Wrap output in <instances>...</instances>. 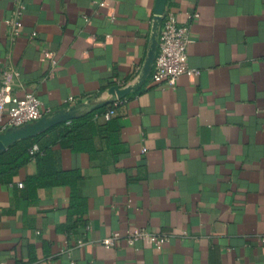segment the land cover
I'll list each match as a JSON object with an SVG mask.
<instances>
[{
  "label": "crops",
  "instance_id": "0c3cea01",
  "mask_svg": "<svg viewBox=\"0 0 264 264\" xmlns=\"http://www.w3.org/2000/svg\"><path fill=\"white\" fill-rule=\"evenodd\" d=\"M17 1L0 0V70L16 97L32 92L51 113L2 138L0 153L49 128L70 96L89 100L84 110L112 105L79 131L83 148L42 136L41 158L0 182L1 264H264V0H167L191 23L200 70L175 88L142 76L156 0H24L11 38ZM129 85L140 86L109 92ZM79 218L90 228L67 233ZM132 226L170 239L103 245Z\"/></svg>",
  "mask_w": 264,
  "mask_h": 264
},
{
  "label": "built area",
  "instance_id": "2783aa9c",
  "mask_svg": "<svg viewBox=\"0 0 264 264\" xmlns=\"http://www.w3.org/2000/svg\"><path fill=\"white\" fill-rule=\"evenodd\" d=\"M100 3H105V0H101ZM25 10L26 4L24 0H18L12 14L5 19L11 38H16L21 34ZM156 15L160 14L154 12L153 20ZM189 16L196 18L199 13L195 12ZM161 17L162 20L157 36V51L150 73V81L155 85L175 88L184 73L197 75L200 72L199 69L191 67L188 62L189 45L193 41L191 23H180L176 14L167 9L161 14ZM36 34L37 32L33 31L31 37L34 38ZM43 57L44 59H49L53 65L57 64V58L54 53L44 50ZM16 74L18 75L19 73L16 72ZM12 90L8 74L0 70V135L10 129L37 121L51 113L49 109L43 107L42 100L36 94L28 92L23 98H18L13 94ZM117 102L114 101V104L116 105ZM9 103H12V106L7 108ZM66 103L68 104L65 108H70L89 103V100L78 101L75 97L70 96L66 99ZM82 112L83 109H80V113ZM113 113L114 108L108 110L104 116L106 119H110ZM38 150L39 146L35 144L32 152ZM144 151H146L145 147ZM89 228L90 225L88 224L85 229ZM123 236L128 244L132 246L138 240L150 239L157 249H161L170 239L168 234L156 233L147 227L132 226L127 229L125 234L116 231L103 238L102 243L107 248L114 247ZM262 241L264 242V236ZM85 242L84 236L77 239L78 245H82ZM67 253L70 255L71 250L68 249Z\"/></svg>",
  "mask_w": 264,
  "mask_h": 264
},
{
  "label": "trees",
  "instance_id": "16d2710c",
  "mask_svg": "<svg viewBox=\"0 0 264 264\" xmlns=\"http://www.w3.org/2000/svg\"><path fill=\"white\" fill-rule=\"evenodd\" d=\"M111 105L112 101H109L98 108H89L88 110H84L79 116L70 119L69 124H67L66 121L57 122L38 135L25 137L11 144L0 153V182L10 180L14 172L26 164L30 159L41 158V155L45 152L44 147L41 146L40 143V138L42 136L52 135L55 142H59L62 145L73 144V147L76 149L83 148V146L78 143L79 131L84 127L87 128L92 126L95 116L105 112ZM35 144L39 146V150L32 152V148ZM55 176L56 174L53 178H49L47 175L46 177H42L41 180L46 179L47 182L52 184L62 181L55 178ZM59 176L61 177L62 174H59ZM73 204H75V200ZM79 224L87 226L88 222L83 218H79L77 223L67 228V233L71 234L76 232V229L80 226Z\"/></svg>",
  "mask_w": 264,
  "mask_h": 264
},
{
  "label": "water",
  "instance_id": "95a60500",
  "mask_svg": "<svg viewBox=\"0 0 264 264\" xmlns=\"http://www.w3.org/2000/svg\"><path fill=\"white\" fill-rule=\"evenodd\" d=\"M166 3H167V0H156L155 13H158L160 15L154 16L153 24H154L155 32L153 33L152 44H151V47L149 49L148 58H147V61H146L145 68L143 70V75L142 76L144 77V79H146L147 76L152 71V67H153V63H154L155 56H156V51H157V45H158V41H157L158 29H159V26H160V23H161V20H162L161 14L164 13V11L166 9ZM140 85H141V83H140ZM140 85H132V86L129 85V86H126L124 88H119L118 86H112L109 89V92L111 94H113V96H115V95L125 96L131 90L137 89ZM106 103H107V101H105L104 103H101V104H96L94 107H99V106H102V105H104ZM89 104H90V102L81 104L80 106H74V107L64 108L62 110H58L53 115L58 120L56 122L52 123V124H55V123L60 122V121L71 119L72 117L80 114V109L84 110L86 107L89 106ZM48 118L49 117L47 115V116H44L43 118H41V119H39L37 121L25 124V125H23L21 127H26V126H29V125H31L33 123H36V122H42V121L47 120ZM55 118H53V119H55ZM52 124H50L49 126H51ZM21 127L13 128V129H10V130L6 131L5 133H2L0 135V148H2V149L5 148V145L3 144V141H1V139L2 138L4 139L5 137L9 138L10 136L13 135L15 130H17V129L21 128Z\"/></svg>",
  "mask_w": 264,
  "mask_h": 264
}]
</instances>
